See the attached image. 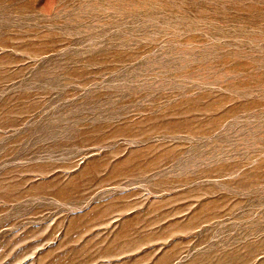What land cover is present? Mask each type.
<instances>
[{
  "label": "rangeland",
  "instance_id": "1",
  "mask_svg": "<svg viewBox=\"0 0 264 264\" xmlns=\"http://www.w3.org/2000/svg\"><path fill=\"white\" fill-rule=\"evenodd\" d=\"M0 264H264V0H0Z\"/></svg>",
  "mask_w": 264,
  "mask_h": 264
}]
</instances>
